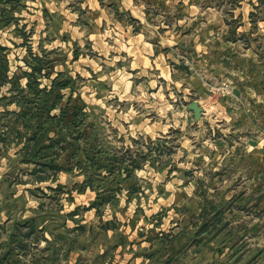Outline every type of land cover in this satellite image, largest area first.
Listing matches in <instances>:
<instances>
[{
    "label": "rangeland",
    "instance_id": "1",
    "mask_svg": "<svg viewBox=\"0 0 264 264\" xmlns=\"http://www.w3.org/2000/svg\"><path fill=\"white\" fill-rule=\"evenodd\" d=\"M258 7L242 30L256 32L249 40L262 72L263 0ZM18 36L30 47L9 53L13 71L0 90V257L67 264L136 221L160 226L150 240L175 264H264V98L251 104L234 82L213 79L203 106L214 119L188 127L195 97L185 100L180 87L158 95L142 84L126 99L98 98L96 83L85 85L59 54L38 49L39 34ZM29 48L44 66L34 90L22 87L31 81L25 60L36 63ZM135 116L161 125L164 138L125 140L115 124Z\"/></svg>",
    "mask_w": 264,
    "mask_h": 264
},
{
    "label": "crops",
    "instance_id": "2",
    "mask_svg": "<svg viewBox=\"0 0 264 264\" xmlns=\"http://www.w3.org/2000/svg\"><path fill=\"white\" fill-rule=\"evenodd\" d=\"M260 1L0 0V45L8 48L12 66L15 58L9 53L30 47L25 37L19 42L20 30L39 34L38 49L43 46L59 54L60 66L85 85L96 83L98 98L108 93L126 99L142 84L158 95L168 85L178 86L185 100L195 97L189 105L197 101L202 107L199 121L193 112L187 116L188 127L200 128L214 119L203 106L209 100L213 79L234 82V93L248 97L251 104L264 98L260 94L261 88L264 91V70L261 72L259 65L263 60L258 46L249 40L256 32L242 30L247 26L244 21L256 14ZM229 17L232 24L226 20ZM212 19L219 20V30H211L215 25ZM106 84L108 90L100 87ZM136 117L121 128L115 124V131L125 140L164 138L161 125ZM128 126L134 128L133 133L127 131ZM136 223L129 221L125 226L131 227L128 231L107 237L106 246L94 245L73 255L67 264H175L173 255H161L150 240V235L160 232V226L139 227Z\"/></svg>",
    "mask_w": 264,
    "mask_h": 264
},
{
    "label": "trees",
    "instance_id": "3",
    "mask_svg": "<svg viewBox=\"0 0 264 264\" xmlns=\"http://www.w3.org/2000/svg\"><path fill=\"white\" fill-rule=\"evenodd\" d=\"M27 36V35H26ZM27 38V37H25ZM23 45H26V43H24ZM8 48H6L5 46H2L0 45V90L1 88L6 84V82L8 81L9 82V72L11 70L10 68V60H9V56H8ZM28 53L31 57H33V60L36 61V63H39V66L38 64H33V63H29L27 60L26 61V64L29 65L32 69V71L29 73V72H23V76L25 77H28L30 78L31 81H29V86L28 84L25 85V86H22L24 87L23 89H29L30 90H34V88L37 86V84H39L40 82H35L33 81V77L35 76V74L37 72H39L40 74L43 73V68L44 66H40L42 64V60L38 57H35L36 55L32 52V50H28ZM20 76V75H19ZM16 77H13V79L11 80V82L15 83V84H19V80L15 81ZM59 77H56L53 82L55 80H57ZM35 83V84H34ZM66 82H61L58 84L59 87L63 88L65 86ZM54 88H55V85H53ZM57 86V85H56ZM54 88L52 87V91H54ZM45 90H48L47 88H45ZM9 253V252H8ZM8 258H6V256H1L0 257V264H9L8 263Z\"/></svg>",
    "mask_w": 264,
    "mask_h": 264
},
{
    "label": "water",
    "instance_id": "4",
    "mask_svg": "<svg viewBox=\"0 0 264 264\" xmlns=\"http://www.w3.org/2000/svg\"><path fill=\"white\" fill-rule=\"evenodd\" d=\"M189 110L193 112L194 117L197 121L201 119L203 114V109L197 101H194L189 105Z\"/></svg>",
    "mask_w": 264,
    "mask_h": 264
}]
</instances>
